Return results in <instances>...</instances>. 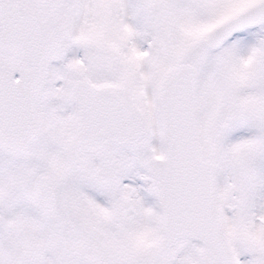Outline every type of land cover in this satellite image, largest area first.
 <instances>
[{
    "label": "snow or ice",
    "instance_id": "snow-or-ice-1",
    "mask_svg": "<svg viewBox=\"0 0 264 264\" xmlns=\"http://www.w3.org/2000/svg\"><path fill=\"white\" fill-rule=\"evenodd\" d=\"M0 264H264V0H0Z\"/></svg>",
    "mask_w": 264,
    "mask_h": 264
}]
</instances>
